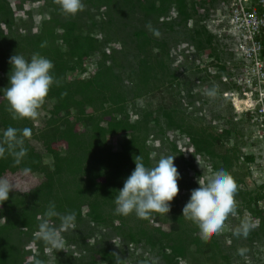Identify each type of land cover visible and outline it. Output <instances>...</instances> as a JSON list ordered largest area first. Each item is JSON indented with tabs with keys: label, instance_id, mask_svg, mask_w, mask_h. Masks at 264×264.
<instances>
[{
	"label": "trees",
	"instance_id": "16d2710c",
	"mask_svg": "<svg viewBox=\"0 0 264 264\" xmlns=\"http://www.w3.org/2000/svg\"><path fill=\"white\" fill-rule=\"evenodd\" d=\"M27 1L31 0H17L13 9L8 0H0V136L8 126L28 127L32 130L30 138L41 142L44 154L27 138V155L19 163L10 155L0 158V177L13 181L17 189L0 203V264H36L37 260L45 264L47 248L51 249L54 264H116L117 249L110 243L111 237L119 240L120 249L132 244L155 252V264H182V259L194 255L203 256L208 264H234L232 255L221 249L230 250L234 242L226 244L214 234L202 238L198 226L183 216V207L191 195L185 191L195 189L197 180L189 182L180 176L178 187L183 202L179 203L177 194L169 202L167 214L153 212L139 218L135 212L124 216L114 211V197L134 170L135 157L141 155L145 164L152 166L148 138L168 142L169 132L178 133L195 154L211 160L213 171L222 166L234 176L238 185L235 212L244 211L249 215L246 220L258 219V225L250 228L247 236L242 234L245 247L250 250L257 241L264 246V207L257 205L259 199L264 200V194H253L242 187L244 168L254 157L242 151L245 119L233 121L230 115L221 113V130L215 132L203 126L200 117L187 114V105L182 109L174 105L139 109L133 120L128 112L129 103L136 98L152 92L159 84L177 81L163 55L181 43L194 49L191 72H204L197 79L217 80L221 90L228 87L221 79L222 74L229 73L224 64L216 63V72L211 73L196 63L203 52L215 59L224 57L221 44L201 23L205 15L200 11L207 12L205 5L214 0H83L84 5L97 11L103 7L101 13H95L101 15L98 21L89 9L84 11L86 27L79 25L78 16L62 10L60 0H42L50 14L42 18L37 29L21 33L15 29V17L17 11L31 15L30 10H24ZM149 23L159 30L158 37L149 30ZM118 34L122 37L119 47L105 51L104 45ZM96 52L99 57L88 78L68 77L69 72L85 71V57ZM16 53L28 59L40 54L54 64L58 83L50 88L39 107L46 111L39 127L33 118L13 119L4 96L12 69L9 58ZM124 68L128 70L127 86ZM187 94L189 99L193 97L189 90ZM227 104L233 110L230 102ZM111 135L122 136L116 150L108 140ZM229 141L231 145L226 146ZM169 144L179 160L181 174L184 154L174 142ZM220 145L224 147L221 152ZM44 155L49 161L43 160ZM236 164L242 172L234 170ZM25 168L30 171L25 173ZM16 174H24L36 183L24 190L23 181L10 178ZM50 201L56 204V217L44 215ZM68 212L76 214L75 228L63 230L60 216ZM242 219L239 218L241 224ZM45 220L61 231L64 243L72 249H55L37 238L39 225ZM247 261L245 258L244 263ZM120 264H125L122 259ZM132 264L152 262L140 254L133 257Z\"/></svg>",
	"mask_w": 264,
	"mask_h": 264
},
{
	"label": "clouds",
	"instance_id": "9594fccd",
	"mask_svg": "<svg viewBox=\"0 0 264 264\" xmlns=\"http://www.w3.org/2000/svg\"><path fill=\"white\" fill-rule=\"evenodd\" d=\"M60 5L64 12L72 15L84 8L83 0H60ZM148 27L155 36L160 35L151 23ZM9 62L12 65L10 82L4 91L9 111L13 119L35 118L50 88L58 83L53 61L40 54L28 59L16 53L9 58ZM208 95H216V89H209ZM31 135L32 130L28 127L8 126L0 136V158L10 155L19 163L27 155L25 140ZM174 159L173 155L162 156L154 166H147L141 155L136 156L134 170L114 197L115 213L127 216L135 212L139 218H147L153 212L167 214L171 208L169 202L179 192L181 174ZM23 171L27 173L30 169ZM198 183L200 186L191 191L182 212L186 219L198 226L202 238L208 239L219 232L229 214L236 211L238 185L234 176L222 166ZM14 190L17 189L13 181L0 177V203L8 200L10 192ZM44 215L49 218L59 215L54 201L49 202ZM60 220L63 230L75 228L76 214L68 212L61 215ZM251 227L250 221L245 220L235 234L247 236ZM36 236L52 248L61 249L63 246L61 231L47 220L40 223ZM120 260L117 254L116 264H120ZM36 264L42 262L37 260Z\"/></svg>",
	"mask_w": 264,
	"mask_h": 264
},
{
	"label": "rangeland",
	"instance_id": "374dc122",
	"mask_svg": "<svg viewBox=\"0 0 264 264\" xmlns=\"http://www.w3.org/2000/svg\"><path fill=\"white\" fill-rule=\"evenodd\" d=\"M13 9H16V1L17 0H8ZM89 9L92 14L101 13L102 8L100 10H96L94 8L89 7V5H84V8L81 11H78L75 15L78 16L79 25L86 27L82 17L86 16L85 12ZM24 10H30L31 15H25L19 11L16 12V25L15 29L18 32L24 33L26 29H37L40 25L42 18L47 17L50 14V9L44 6L42 0H31L25 3ZM81 17V18H80ZM101 15L95 14L94 20L98 21ZM88 24L90 22H87ZM127 29H131L127 27ZM96 36L99 39H102L103 36L101 33L97 32ZM116 39H113L109 43L104 45V50L109 51L111 47H119V40L122 38L119 34ZM116 40V42H115ZM190 50V47L185 45V43H181L175 46H172L167 54L163 55V59L166 61L169 70H173L177 76V81H175L172 85H158L157 88L150 93H147L145 96L136 98L133 102H130L128 105V112L131 115V119L133 120L137 116V112L139 109H154L159 105H174L178 108L182 109V107L186 106L187 114H193V116L200 117L203 126H209L211 129L216 132L221 130V113L224 115H230L233 121L240 120V116L229 108L227 104V100L225 98H221V83L217 80H206L203 81L201 79H197V75H203L204 72L200 74H195L191 72V59L193 58V54ZM99 54L96 52L90 56L85 57L84 65L89 66L85 71H72L69 72L68 77L72 78L74 76L78 78H88L93 72V65L96 59H98ZM127 66V65H124ZM212 66H210L211 68ZM123 79L124 84L129 85V81L127 79L128 70L124 68ZM208 71V70H207ZM209 72V71H208ZM215 88L216 91H220V94L216 93L214 96L208 95V90ZM190 91V94H193V97L189 99L187 91ZM179 92V93H178ZM227 102V103H226ZM49 106V105H48ZM38 116L33 118L35 126L39 127L46 116V111L43 109H38ZM246 126H243V132ZM109 142L112 147L116 150L119 146V143L122 140L121 135H111L108 137ZM29 142L42 154H44V149L40 141L30 138ZM169 142H174L176 147L181 150L184 154L183 164L184 168L181 171V176L186 181H194L197 180V187L200 185L198 183L201 179H206L212 170V161L203 157L201 155L195 154L192 150V146H190L186 139L181 138L178 133L169 132L168 133V142L164 141V143L159 142L158 140H154L149 137L147 140V144L151 149V158L152 166L159 160L162 156L173 155L175 156L174 163L178 166L179 160L176 155L172 154L169 148ZM231 141L226 143V146H230ZM219 152L224 150V147L221 148V145L218 147ZM242 153H240L241 155ZM44 161H49L48 157L44 155ZM234 170H240L242 172V167L237 164L234 166ZM10 178H15V180H21L24 184H22V189L31 188L36 182L35 179H29L24 174H16L10 176ZM186 194L191 191H185ZM188 193V194H189ZM179 203L182 204V193L178 192ZM190 198H188L189 200ZM239 209V208H238ZM246 214V213H245ZM244 211L240 213V210L237 212H233L229 214L224 222V227L217 233H214L218 239H223V241L227 244L229 241L234 242V246L230 250H226L225 247H222L224 254H231L234 260V264H264V246L260 241L256 243L253 242V247L250 250H247L245 247L244 236L242 233L240 235H236L237 229L241 227V223L239 222V218H245L249 215H245ZM242 219V220H243ZM244 219L243 221H245ZM250 221V220H248ZM251 225L255 227L253 221ZM160 224V223H159ZM157 225V224H155ZM163 225V224H162ZM251 227V228H252ZM110 243L114 244V248L117 249V254H119L120 258L125 264H132L133 257L143 254L145 258H147L148 262H152V264L157 263L158 258L155 252H150L141 246H134L132 244L124 245L120 249L119 248V240L115 238V240L111 237ZM25 246L31 247V243H26ZM119 248V249H118ZM63 251H67L72 249L71 246H67L63 241V246L61 248ZM36 250H33L35 252ZM37 253V251L35 252ZM134 254V255H133ZM45 264H54L53 257L51 254V249L47 248L44 250ZM248 255V256H247ZM245 258H247V263H244ZM188 261H192L194 264H208L203 256L194 255V257H189L188 259H182L180 263L185 264Z\"/></svg>",
	"mask_w": 264,
	"mask_h": 264
},
{
	"label": "built area",
	"instance_id": "2783aa9c",
	"mask_svg": "<svg viewBox=\"0 0 264 264\" xmlns=\"http://www.w3.org/2000/svg\"><path fill=\"white\" fill-rule=\"evenodd\" d=\"M205 7L201 23L221 44L224 57L215 59L203 52L196 63L211 73L216 72V63L226 66L229 73L221 79L228 87L221 96L245 119L242 151L254 156L244 168L242 187L264 194V0H214ZM257 205L263 208L264 200ZM251 219L258 225V219Z\"/></svg>",
	"mask_w": 264,
	"mask_h": 264
}]
</instances>
